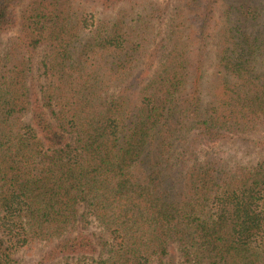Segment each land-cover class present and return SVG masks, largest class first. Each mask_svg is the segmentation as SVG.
<instances>
[{"label":"trees","instance_id":"1","mask_svg":"<svg viewBox=\"0 0 264 264\" xmlns=\"http://www.w3.org/2000/svg\"><path fill=\"white\" fill-rule=\"evenodd\" d=\"M235 136L264 147V0H0V264H264V154L199 150Z\"/></svg>","mask_w":264,"mask_h":264},{"label":"rangeland","instance_id":"2","mask_svg":"<svg viewBox=\"0 0 264 264\" xmlns=\"http://www.w3.org/2000/svg\"><path fill=\"white\" fill-rule=\"evenodd\" d=\"M160 2H166L167 0H159ZM172 15L171 10H165L163 14L158 17L157 21L160 24V30L162 36L166 33L168 29L169 22L171 21ZM16 29H14L11 34H15ZM11 36V35H10ZM7 39V38H6ZM42 56V51L39 50L36 55L35 62L39 61ZM39 75L38 72H36ZM40 83V80H39ZM262 138L253 136H235L232 138H227L217 142L205 143L200 147V154L204 157L206 154H210L216 158H222L223 160H231L234 162H255L261 158L264 154V147L258 143ZM86 230L94 233L97 237H105L106 233L97 226V224L90 218ZM45 251V246L43 244L35 245L31 249H21L16 251L13 255L16 264H37ZM91 256L87 257H75V258H59L57 260L51 261L47 264H67L76 263L77 261H87Z\"/></svg>","mask_w":264,"mask_h":264}]
</instances>
